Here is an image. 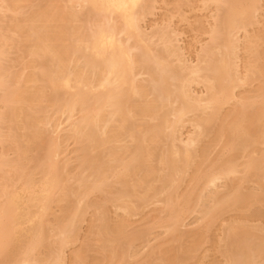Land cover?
I'll return each mask as SVG.
<instances>
[{
	"label": "bare ground",
	"instance_id": "bare-ground-1",
	"mask_svg": "<svg viewBox=\"0 0 264 264\" xmlns=\"http://www.w3.org/2000/svg\"><path fill=\"white\" fill-rule=\"evenodd\" d=\"M0 264H264V0H0Z\"/></svg>",
	"mask_w": 264,
	"mask_h": 264
}]
</instances>
